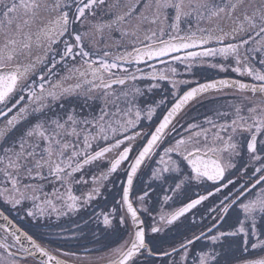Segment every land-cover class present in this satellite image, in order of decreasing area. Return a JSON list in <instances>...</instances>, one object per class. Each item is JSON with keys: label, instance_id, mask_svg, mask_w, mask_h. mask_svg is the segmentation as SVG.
<instances>
[{"label": "snow or ice", "instance_id": "6c2138e0", "mask_svg": "<svg viewBox=\"0 0 264 264\" xmlns=\"http://www.w3.org/2000/svg\"><path fill=\"white\" fill-rule=\"evenodd\" d=\"M101 12L109 19L95 20ZM113 32L123 44L115 54ZM181 65L251 82L182 88L193 81L178 78ZM237 93L180 122L202 98ZM0 120V202L37 226L78 215L119 180L111 210L96 214L106 232L127 235L110 264H264V0H0ZM211 197V223L159 239ZM156 205L173 210L157 218ZM0 219L14 229L4 228L12 239H0V264H68ZM225 249L252 251L234 262Z\"/></svg>", "mask_w": 264, "mask_h": 264}, {"label": "flooded vegetation", "instance_id": "af4514ba", "mask_svg": "<svg viewBox=\"0 0 264 264\" xmlns=\"http://www.w3.org/2000/svg\"><path fill=\"white\" fill-rule=\"evenodd\" d=\"M97 21L103 22L109 19L108 15H105L101 12L97 17L94 18ZM105 37H107V31L105 30ZM120 40V34L118 32L112 33V38L107 39V50L113 52L114 54L117 51H123V44L117 45V41ZM62 47V45L60 46ZM101 49H104V43L100 44ZM36 53L34 52V55ZM159 65L158 62H154ZM146 71H150L145 65H141ZM181 75L178 78L192 80L193 83L185 87L195 86V82L199 81L201 83L208 82L212 79H236L242 82H251V79L247 76H240L235 72H232L229 69L226 72H219L216 69H211L208 67L196 68L193 73H185L183 71V66H179ZM32 79H35L33 77ZM143 83V82H141ZM170 87V86H169ZM165 96H168L167 92L162 93ZM161 93H157L156 99L160 98ZM250 95V94H249ZM240 94L237 93L235 97L231 95H220L218 99H213L211 97L202 98L201 100L191 104L180 116L181 123H187L193 120H202L205 116L211 115L212 110L217 107H222L225 105V102L230 99H239ZM14 102V101H13ZM26 103L22 101L21 105ZM66 106L67 105H77L81 101L76 100L75 98H68L62 101ZM172 103V98L168 96V104ZM247 103V102H245ZM18 105L17 107H19ZM16 109H13L15 112ZM160 110H158L159 112ZM12 113H9L11 116ZM4 126V121L0 120V127ZM106 166V165H105ZM119 176L121 180L124 179L122 172L114 174L113 179ZM136 190L142 187V184L139 180L135 181ZM119 180L116 182L115 188L111 190L105 189L104 197L99 198L92 202L91 205L87 207L86 210H82L78 215L72 216L71 218H61L58 222L53 219L52 222L45 225L42 221L39 226L30 219H24L27 225V231L32 234L34 237H37L41 240L43 245L56 257L61 260L67 261L69 264H109L111 260L115 259V256L112 253V250L118 247L125 239L127 235L125 229L117 227L115 231L106 232L102 224H98L96 220V214L101 211H110L111 206L114 204V197L118 199L116 195L117 190L120 188ZM195 191V190H193ZM157 193L160 192V189L157 188ZM193 192H190L189 195H192ZM160 200H163V196L160 195ZM156 199V193H153V202ZM213 200H217V197H211L208 201H205L203 205L198 206L197 209L192 210L188 213L186 217H182L181 221H177L176 225L172 226L171 229L167 230L166 233L162 234L159 239L164 242L165 245L170 243H175L182 238L183 235H190L188 232L189 227L198 230L197 226L204 223H211L208 220V213L205 209L212 203ZM163 207L165 212L172 211L173 209L169 208L167 205H156V214L158 218V213ZM21 214V215H19ZM203 214V216H202ZM13 217L17 221H20V218L23 219V212L13 210ZM235 213L231 214V218L227 220L226 223H223L221 227L223 229H229L230 225L234 222ZM146 225H151L152 219L150 216L142 215ZM193 219L195 224L192 223ZM116 223V221H114ZM219 223V222H218ZM15 224L19 226L16 222ZM79 224V227H77ZM151 235V234H150ZM6 235L0 230V239H3ZM8 237V236H7ZM232 239V238H228ZM8 242H11V238L8 237ZM197 249L201 247V244L198 242L195 246ZM229 259H232L234 262L241 255H249V253L235 252L233 255L232 252H229L227 249L224 250ZM234 251V250H233ZM63 252H68L70 255L64 256ZM28 264H37L36 261H33L31 257L28 259Z\"/></svg>", "mask_w": 264, "mask_h": 264}, {"label": "trees", "instance_id": "16d2710c", "mask_svg": "<svg viewBox=\"0 0 264 264\" xmlns=\"http://www.w3.org/2000/svg\"><path fill=\"white\" fill-rule=\"evenodd\" d=\"M0 210L3 211L12 221L16 222L19 227H21L24 230H27V223L24 220L25 218H20V221H17V219L13 217V210L10 208V206L4 204L3 202H0ZM21 215V214H19Z\"/></svg>", "mask_w": 264, "mask_h": 264}, {"label": "water", "instance_id": "95a60500", "mask_svg": "<svg viewBox=\"0 0 264 264\" xmlns=\"http://www.w3.org/2000/svg\"><path fill=\"white\" fill-rule=\"evenodd\" d=\"M1 211V210H0ZM5 227H8L11 231H14V229H11V226L10 225H7L6 222L3 220V219H0V230L8 237L11 238V236L8 235V233H6L4 231V228ZM12 239V238H11ZM58 258V257H57ZM69 264V263H68ZM110 264V263H109Z\"/></svg>", "mask_w": 264, "mask_h": 264}]
</instances>
